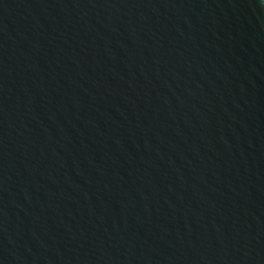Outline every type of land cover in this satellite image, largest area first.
<instances>
[{
	"label": "water",
	"instance_id": "1",
	"mask_svg": "<svg viewBox=\"0 0 264 264\" xmlns=\"http://www.w3.org/2000/svg\"><path fill=\"white\" fill-rule=\"evenodd\" d=\"M0 264H264V0H0Z\"/></svg>",
	"mask_w": 264,
	"mask_h": 264
}]
</instances>
